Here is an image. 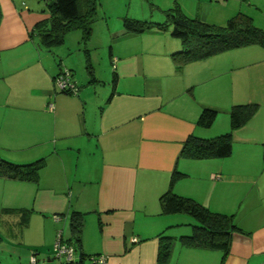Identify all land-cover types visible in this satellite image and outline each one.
Returning a JSON list of instances; mask_svg holds the SVG:
<instances>
[{"label": "crops", "instance_id": "1", "mask_svg": "<svg viewBox=\"0 0 264 264\" xmlns=\"http://www.w3.org/2000/svg\"><path fill=\"white\" fill-rule=\"evenodd\" d=\"M248 8L264 30V5ZM0 10V156L45 158L36 183L0 177V264H60L53 246L59 232L65 242L73 237L76 212L85 259L103 253L108 264H158L166 235L174 240L166 264H264V48L246 45L177 67L171 55L183 45L171 25L136 32L122 20L109 26L112 90L92 88L99 79L85 47L87 84L57 93L53 77L68 68L76 79L78 63L59 50L65 39L48 45L35 34L49 22L46 2L0 0ZM246 103L258 110L232 131L229 157L181 155L190 135L230 131L232 106ZM203 109L217 111L209 128L197 123ZM174 172V193L232 214L242 229L223 260L220 250L179 241L193 233L189 216L162 215L159 199Z\"/></svg>", "mask_w": 264, "mask_h": 264}, {"label": "trees", "instance_id": "2", "mask_svg": "<svg viewBox=\"0 0 264 264\" xmlns=\"http://www.w3.org/2000/svg\"><path fill=\"white\" fill-rule=\"evenodd\" d=\"M44 1L50 12V19L46 25L41 24L35 28V34L40 37L42 42H47L48 45H60L64 42L68 33L76 30L81 31L83 43H86L91 38L92 23L96 17L98 0ZM166 15L167 20L163 23L138 22V20L130 18H124L123 21L127 30L136 32H143L153 28L164 29L171 25V35L179 39L183 45L182 51L171 55L177 67L246 45L256 44L264 48V30L257 27L253 18L244 12L240 11L230 17L224 26L207 23L198 17L190 18L180 8L170 9ZM85 52L86 60L89 63L88 49H85ZM113 66L115 67V65ZM68 70L73 78V72L70 69ZM115 78L116 75H114V82ZM57 93L72 94L70 90L58 91ZM257 110L258 104L256 103L232 106L230 111V131L212 138L190 135L183 144L181 155L193 159L229 157L232 154L233 146L232 131L245 125L252 119ZM216 116V110L203 109L197 123L204 128H209L214 123ZM44 165L45 158L28 163H15L0 156V177L36 183L39 178V172ZM177 173L174 172L172 174L169 189L160 196L162 215L186 214L195 219L196 225L193 226V233L181 236L179 241L191 247L220 250L223 253V260L229 252L233 234L242 232V229L236 224L232 214L214 212L190 197L174 193L171 186L177 179ZM70 226L73 237L68 241L70 242L71 240L75 249L81 251L80 241L83 227L81 213L72 214ZM160 237V240L164 242L160 246L158 264H166L169 260L174 240L166 235H161ZM68 241L67 243H69ZM84 259L82 254L81 260ZM81 263L82 261H79V264Z\"/></svg>", "mask_w": 264, "mask_h": 264}, {"label": "rangeland", "instance_id": "3", "mask_svg": "<svg viewBox=\"0 0 264 264\" xmlns=\"http://www.w3.org/2000/svg\"><path fill=\"white\" fill-rule=\"evenodd\" d=\"M251 3L254 6L264 5V1L258 0H98L96 17L92 23V35L89 41L84 44L81 40V31L76 30L65 36V43L59 50L64 49L66 54H68L67 51H70L69 58L78 63L77 70L74 68L77 73V75L75 73L76 79L74 76L73 79L77 82L78 87L82 86L83 88L90 79L83 50L85 47L89 48L90 61L94 71H96L94 72L95 76L99 79L98 83L91 84V86L94 85L92 88H96L98 91L102 89L111 91L113 88V68L109 59V50L112 46L109 26L113 28L116 23H120L124 18L138 20V22L163 23L167 20V11L176 8H180L190 18L198 17L207 23L224 26L226 21L236 13L240 11L246 13L247 10L251 12L248 8ZM254 15H256V19H259L260 15L256 12ZM58 55L57 52L54 58L56 62L60 60ZM48 56L53 62L52 54ZM56 75L52 80L54 85ZM55 90L58 92L57 89ZM189 218L194 223L189 226L192 230L196 221L192 217ZM86 260L84 259L85 262Z\"/></svg>", "mask_w": 264, "mask_h": 264}, {"label": "built area", "instance_id": "4", "mask_svg": "<svg viewBox=\"0 0 264 264\" xmlns=\"http://www.w3.org/2000/svg\"><path fill=\"white\" fill-rule=\"evenodd\" d=\"M55 87L58 91L70 90L72 94H76L79 90L76 81L72 78V74L67 68H62L56 75ZM131 241H138V238L132 237ZM77 252L73 244L62 240L61 233L59 232L53 246V253L60 264H79V261H82L81 264H108V256L106 254L99 253L91 255L86 258L87 260L85 262L81 260ZM30 261L31 263H35V255H31Z\"/></svg>", "mask_w": 264, "mask_h": 264}, {"label": "water", "instance_id": "5", "mask_svg": "<svg viewBox=\"0 0 264 264\" xmlns=\"http://www.w3.org/2000/svg\"><path fill=\"white\" fill-rule=\"evenodd\" d=\"M78 253H79V257H81L82 256L81 251H78Z\"/></svg>", "mask_w": 264, "mask_h": 264}]
</instances>
